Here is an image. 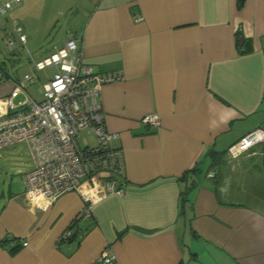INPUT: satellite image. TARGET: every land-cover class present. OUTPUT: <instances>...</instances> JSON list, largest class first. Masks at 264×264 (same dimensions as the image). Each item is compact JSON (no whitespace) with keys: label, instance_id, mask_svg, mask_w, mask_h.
<instances>
[{"label":"crops","instance_id":"1","mask_svg":"<svg viewBox=\"0 0 264 264\" xmlns=\"http://www.w3.org/2000/svg\"><path fill=\"white\" fill-rule=\"evenodd\" d=\"M74 4L83 18L61 44L74 34L84 63L122 74L99 92L105 127L118 133L122 192L96 197L88 216L79 191L42 207L21 171L0 190V264H99L104 249L111 264H264V142L226 153L264 129V0ZM2 57L3 99L28 71L6 70ZM150 113L157 127L142 121Z\"/></svg>","mask_w":264,"mask_h":264},{"label":"built area","instance_id":"2","mask_svg":"<svg viewBox=\"0 0 264 264\" xmlns=\"http://www.w3.org/2000/svg\"><path fill=\"white\" fill-rule=\"evenodd\" d=\"M21 0H0V16L20 4ZM142 19L137 15L136 21ZM6 47L13 51L16 40L26 41L22 27L14 21L9 31L1 30ZM31 71L14 82L8 96L0 98V149L24 144L33 166L23 173L26 194L42 207L54 202L61 194L79 191L87 206L84 215H90L96 197L109 193H121L116 188L117 176L123 172L121 150L112 142L118 133L106 129L99 102L100 87L104 83L122 78L120 71L97 72L82 61L74 34L40 59H31ZM41 98L36 99L28 91L29 85L40 81ZM22 95L21 98H18ZM17 99V102H14ZM142 121L157 127L159 115L150 113ZM83 129L94 133L97 142L81 147L77 137ZM264 142V129L256 127L227 148L229 158H236L258 143ZM103 178V191L96 194ZM90 181L89 193L83 181ZM70 232L68 233V235ZM26 243H24L25 245ZM115 256L104 249L98 256L99 264H111Z\"/></svg>","mask_w":264,"mask_h":264},{"label":"rangeland","instance_id":"3","mask_svg":"<svg viewBox=\"0 0 264 264\" xmlns=\"http://www.w3.org/2000/svg\"><path fill=\"white\" fill-rule=\"evenodd\" d=\"M21 1L22 3L20 2L16 10H8L4 17L9 21L8 29L10 30V21L15 18L19 20L27 37L26 45L20 47L16 40V47L13 51H10L4 44L0 46V53H5V57H2L3 67L8 71L12 69L14 74L19 75L30 72L31 59H39L51 52L55 46L60 45L65 34L75 31L83 18L82 9L75 6V0ZM42 73V71L39 72L40 81L29 85L28 88L36 99L41 98L44 82ZM14 102H17V99ZM77 141L81 147H84L96 144L97 139L94 133L83 129ZM31 162V156L24 144L0 149V190L6 191L12 179L14 185L17 186L21 171L30 169Z\"/></svg>","mask_w":264,"mask_h":264},{"label":"trees","instance_id":"4","mask_svg":"<svg viewBox=\"0 0 264 264\" xmlns=\"http://www.w3.org/2000/svg\"><path fill=\"white\" fill-rule=\"evenodd\" d=\"M221 154L223 155V154H225L224 152H221ZM187 171H193V172H195V170H194V168H192V169H188Z\"/></svg>","mask_w":264,"mask_h":264},{"label":"water","instance_id":"5","mask_svg":"<svg viewBox=\"0 0 264 264\" xmlns=\"http://www.w3.org/2000/svg\"><path fill=\"white\" fill-rule=\"evenodd\" d=\"M242 39H243V37H242V36H240V37H239V40H240V41H242Z\"/></svg>","mask_w":264,"mask_h":264}]
</instances>
